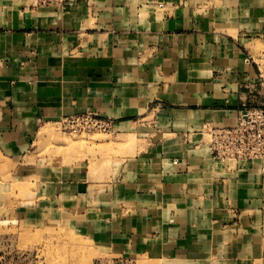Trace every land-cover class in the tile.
Masks as SVG:
<instances>
[{
	"label": "crops",
	"instance_id": "obj_1",
	"mask_svg": "<svg viewBox=\"0 0 264 264\" xmlns=\"http://www.w3.org/2000/svg\"><path fill=\"white\" fill-rule=\"evenodd\" d=\"M262 67L264 0H0V152L33 181L18 216L118 256L264 264V171L205 133L262 99ZM86 111L133 148L108 169L30 162L44 124Z\"/></svg>",
	"mask_w": 264,
	"mask_h": 264
},
{
	"label": "rangeland",
	"instance_id": "obj_2",
	"mask_svg": "<svg viewBox=\"0 0 264 264\" xmlns=\"http://www.w3.org/2000/svg\"><path fill=\"white\" fill-rule=\"evenodd\" d=\"M261 48L259 45L258 50ZM261 70L259 75L264 74L263 67ZM258 78L264 81V76ZM261 96L255 103H264V94ZM86 112L97 120L111 119L93 111ZM68 116L42 126L49 134L41 143H37L38 135L35 137L30 162L56 167L88 159L90 169L97 163L107 165L108 169L119 154L134 146L135 138L118 136L115 129L81 133L64 129L62 120ZM31 182L32 179L20 178L17 164L0 152V264H172L144 255L118 256L106 252L74 230L65 218L40 224L23 220L16 210L19 205L22 208L32 203Z\"/></svg>",
	"mask_w": 264,
	"mask_h": 264
},
{
	"label": "built area",
	"instance_id": "obj_3",
	"mask_svg": "<svg viewBox=\"0 0 264 264\" xmlns=\"http://www.w3.org/2000/svg\"><path fill=\"white\" fill-rule=\"evenodd\" d=\"M69 0H35L36 5L64 7ZM251 60L247 59L249 63ZM64 129L73 133L93 130H114L111 119L97 120L92 113L83 112L69 115L62 120ZM209 147L213 156L223 161L244 164L257 161L264 171V103L243 104L238 110L237 121L232 127L206 126Z\"/></svg>",
	"mask_w": 264,
	"mask_h": 264
},
{
	"label": "bare ground",
	"instance_id": "obj_4",
	"mask_svg": "<svg viewBox=\"0 0 264 264\" xmlns=\"http://www.w3.org/2000/svg\"><path fill=\"white\" fill-rule=\"evenodd\" d=\"M35 1V0H34Z\"/></svg>",
	"mask_w": 264,
	"mask_h": 264
}]
</instances>
